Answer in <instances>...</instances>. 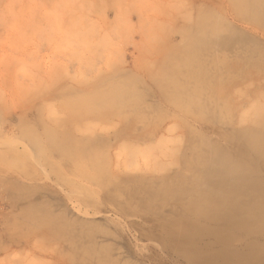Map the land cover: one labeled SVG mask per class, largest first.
Listing matches in <instances>:
<instances>
[{"label": "rangeland", "instance_id": "obj_1", "mask_svg": "<svg viewBox=\"0 0 264 264\" xmlns=\"http://www.w3.org/2000/svg\"><path fill=\"white\" fill-rule=\"evenodd\" d=\"M251 133L264 136V0H0V264H264L263 224L205 220L169 184L200 138L264 179ZM158 189L174 193L165 216L222 237L162 230L145 207Z\"/></svg>", "mask_w": 264, "mask_h": 264}, {"label": "bare ground", "instance_id": "obj_2", "mask_svg": "<svg viewBox=\"0 0 264 264\" xmlns=\"http://www.w3.org/2000/svg\"><path fill=\"white\" fill-rule=\"evenodd\" d=\"M233 44H234V40H232V42H231V40H225V39L220 41L219 43H217V45L222 47L223 49L229 48ZM243 52H244V50H243ZM246 56H248V55L245 54L243 57L246 58ZM222 64L224 65V62H222ZM229 65L231 68L232 67L235 68L239 65V63H236V65H233V66L231 64H229ZM199 82H200V87H195V90H196L195 93L198 95H202V91H204L206 89L207 85L203 81H199ZM202 88H203V90H202ZM248 133H249V131L246 132V135H248ZM249 136H250L249 146L253 145V148L251 147L253 150L250 149V151L258 152V155H259L258 157L262 158V161H264V156H262L260 154V153L264 152V150H263L264 149V136L259 135V134H252V133L249 134ZM259 145L262 147H259ZM190 149H191L192 154H194L200 160H198L196 162L190 161L189 162V168L190 169L194 168L197 170H205L204 171V177L205 178H204L203 182L205 183L206 181H210V183L212 184V188L208 189L206 187H201L202 186L201 184L203 182H195L194 181V183L192 184L189 182H184V179H180L181 181H177L174 183L170 182L169 184L172 186V188L177 190L176 196H175L177 202L181 203V201L183 199L187 198L188 196H190V194L192 192H194L196 194L194 196L195 198L189 200V202L186 204V208L188 209V211H191V209H192L191 212H193V214H195L196 216L202 215L203 219H205V220L211 219V221H213L214 223L224 221L223 218L228 219V220H232V219L235 220L237 218H244L246 220L245 223H247V224L250 222L251 223L259 222L260 224L264 225V179H261V180L260 179H257V180L254 179L256 177V174H257V172L255 171L256 169L254 167H253V169L250 167L247 168L246 167L247 163L244 161H241L242 164H244L242 169L241 168H235V164H234V162H236L235 158L231 157L230 155L218 152V150L213 148L212 146H211V151L209 153H206L205 149H207V148L204 146V141L202 138H200L199 144H195V145L191 146ZM262 150H263V152H262ZM239 155H241V153H239ZM237 156H238V154H237ZM230 159H232L234 162L232 163V160H230ZM243 159L246 160V158H243ZM207 163H208V165H207ZM213 165H214V167H213ZM228 167H230V169H228ZM246 168L250 169L252 171L246 172L245 175H243L244 174L243 172L246 171ZM186 170H187V168H186ZM236 176H240V177L237 178ZM122 179L124 180V178H122ZM228 179H230L231 181H234L233 183H234V185H236L235 188H237V186H238L243 192H245L244 194L237 195L238 199H240L241 201L242 200L244 201V202L242 201L245 204L244 207L243 206L240 207L241 204H238V203L236 204V195H234L235 189L231 188L232 189L231 191H229L230 189L228 190L229 191L228 197L230 196V200L232 198L233 205L230 204V200L228 201L227 199L223 198L222 193H221L222 189L223 188L225 189L227 185H229V187H231L230 184H232L231 182H228ZM245 179H247V181ZM127 180H129V179H127ZM236 180L238 182H235ZM125 183H127V182H125ZM130 184H132V182ZM109 186L112 188V191H114L116 193L115 198L121 199V196H120L121 190H122L121 189V182L110 183ZM111 188H110V190H111ZM171 189L166 190V191H161V192L159 191V189L157 190V192L156 191L155 192L150 191L148 193L149 195H146V198L144 197L146 199L145 207H148L149 208L148 210L153 212V215L155 216L156 221L159 222V224L169 225V226H165V227L161 228L162 230H173V231H178V232L181 231V232H184V236L187 238L192 236V234L195 233V230L213 231L216 234L217 233L219 235L221 234L220 236L222 237V234H224L223 228H218V227L217 228H211V227L203 228V226L200 225V221L197 218L193 222L192 220H194V219H190L189 216H188L189 218L185 217L186 216L185 213H183V216L179 215L180 217H183V219H180V217H175V215H174L175 218L174 217L173 218L167 217L161 211H159V209L161 210V207L159 206L160 203H158V202H161L162 200L164 201L165 199H169V198H172L174 196V193H172ZM131 192H133V191H129L128 193L131 194ZM146 193L147 192H145V194ZM126 195H127V193H126ZM142 195H144V194H142ZM129 197L131 198V196H129ZM139 201H142V199ZM119 206L124 207L121 204ZM179 210H180V208H179ZM202 210H204V212ZM209 210H212V211L210 213H208ZM120 211L123 213L125 210L122 211V209H120ZM173 213H175L174 210L171 211V214H173ZM207 214H209V215L207 216ZM89 217H90V215H89ZM212 229H214V230H212ZM71 238H73V237H71ZM251 255H255V254H251ZM57 259L60 260L58 257H57ZM252 259H254V258H252ZM58 262H61V261H58Z\"/></svg>", "mask_w": 264, "mask_h": 264}, {"label": "crops", "instance_id": "obj_3", "mask_svg": "<svg viewBox=\"0 0 264 264\" xmlns=\"http://www.w3.org/2000/svg\"><path fill=\"white\" fill-rule=\"evenodd\" d=\"M193 145H195V144H192L191 146H193ZM191 146H189L188 149L186 147V150H188L189 152H191V149H190ZM192 156H194V158H195V160L193 162H196V161L200 160L194 154ZM183 161H184V164H183V169H181V179H184V182H189V183H192V184L194 183V181L195 182H203L204 181V178H205L204 177V171L205 170H197V169H194V168L193 169H190L189 168V162H190V160L188 161L186 159H183ZM186 168H187V170H186Z\"/></svg>", "mask_w": 264, "mask_h": 264}]
</instances>
